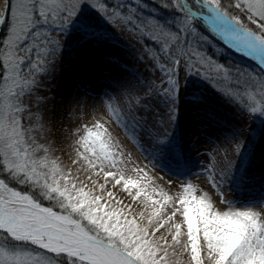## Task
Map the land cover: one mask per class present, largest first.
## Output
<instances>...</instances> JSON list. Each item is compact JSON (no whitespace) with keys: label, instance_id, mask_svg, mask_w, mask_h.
I'll list each match as a JSON object with an SVG mask.
<instances>
[{"label":"snow or ice","instance_id":"6c2138e0","mask_svg":"<svg viewBox=\"0 0 264 264\" xmlns=\"http://www.w3.org/2000/svg\"><path fill=\"white\" fill-rule=\"evenodd\" d=\"M0 26L7 28L0 41V176L6 177L0 178V264H180L172 257L185 254L188 264H264V191L241 203L224 197L225 184L238 191L253 179L251 128L227 123L218 129L223 166L212 155L203 173L220 197L223 208H217L208 193L196 195L189 179L173 196L149 188L143 169L126 175L122 146L100 123L85 127L76 141L72 163L83 162L87 175L73 178L50 156L52 129L37 94L39 78L53 75L59 55L107 43L111 28L152 40L158 45L148 53L154 78L131 74L140 87L123 107L113 99L106 111L141 153L147 136L151 158L178 177L165 162L177 169L185 162L182 111L191 108L194 121L220 123L190 77L210 83L242 119L264 124V0H4ZM202 28L253 60L262 75L234 90L231 71L193 47L208 41ZM245 75L237 70L235 82ZM195 131L208 135L202 123ZM109 185L119 186L131 204Z\"/></svg>","mask_w":264,"mask_h":264},{"label":"bare ground","instance_id":"6f19581e","mask_svg":"<svg viewBox=\"0 0 264 264\" xmlns=\"http://www.w3.org/2000/svg\"><path fill=\"white\" fill-rule=\"evenodd\" d=\"M102 47L105 48V51ZM155 47L158 48L156 45ZM133 73L143 80L154 78L151 68L146 66L144 57L137 55V58H134V53L127 46L120 45L111 37L107 43L101 46L93 45L79 53H73L69 59H63L59 70L51 78L52 81L50 78L42 77L40 79L42 87L37 94L44 97L45 107L41 111L44 112L45 120L52 129L46 140V143L51 145L50 155H76L75 149L79 147L76 141L84 134V128L94 127L97 123L108 129L113 141L122 146L125 155L154 153L147 136H143V134L140 142L145 151L141 153L106 111L107 104L113 99L116 100L118 107H123L128 97L135 94L140 87L133 79L131 75ZM33 107L35 108L34 105ZM192 113L191 108H188L186 111H182V116L186 118ZM53 114H55L54 124L52 122ZM128 122L132 123L131 120ZM197 123L203 124V121H197ZM183 129L186 130L184 135L186 145L192 140L190 136L195 131H190L191 128ZM194 137L195 134L192 138ZM255 153L264 155V145H257ZM187 160L185 155L187 164L186 162L182 163V171L190 172L197 162ZM260 174L264 175V170L255 167L253 179L248 182V187L238 191L232 190V193L245 195L254 189L264 190V187H259L260 185L264 186ZM228 187L232 189L231 184L224 185L226 194L230 192ZM158 189H163L169 195H173L171 189L168 190L165 187ZM214 194L220 198L215 192ZM212 197H214L213 194ZM172 259L176 260L175 257Z\"/></svg>","mask_w":264,"mask_h":264},{"label":"rangeland","instance_id":"374dc122","mask_svg":"<svg viewBox=\"0 0 264 264\" xmlns=\"http://www.w3.org/2000/svg\"><path fill=\"white\" fill-rule=\"evenodd\" d=\"M128 2V0H126ZM147 2L151 5L152 0H147ZM4 0H0V9L3 8ZM163 14V10H161ZM102 23V22H101ZM107 27V26H106ZM204 35L208 36V41H197L194 43L193 47L198 48L201 52H203L206 57H211L219 64H223L227 67L232 74V88L236 89H244L248 88L251 85V81L249 80V76H255L259 78L262 73L260 68L257 64L251 60L250 58H246L234 50L228 48L225 44H223L220 40L216 39L212 36L211 33L207 32L206 29H201ZM7 36V28L6 26H0V41L4 40ZM111 37L115 39L120 45L127 46L131 52L134 53V58H137V55L140 57H144L146 60V66L151 68L152 74L154 75V70L151 66V62L148 59V53L151 52L153 49L149 46H146L148 42L153 45H156L152 40L147 38H140L135 33L129 32L127 30H121L119 28H111L110 30V39ZM101 46V45H100ZM158 46V45H156ZM73 47H78V45L74 44ZM105 51V48L102 47ZM130 54V53H129ZM133 55V54H132ZM72 55H66L62 53L56 58V69L55 72L59 70V66H61V62L63 59H69ZM237 70L240 72H245L247 75L240 79V83L237 84L235 82V78L237 76ZM2 71V69H0ZM24 71H27L25 67ZM54 72V73H55ZM53 73V75H54ZM84 74V73H83ZM49 77L50 79L53 77ZM55 77V76H54ZM40 77L39 79H41ZM190 81L194 82V87L199 92L204 93L209 100V109L211 112L215 113L214 120H219L220 123H214L207 120H203V124L207 128V137L204 133L195 131V127L198 125L197 121L191 119L193 117V113L186 118H183V128H191L190 131H195V137H191V141L185 145L186 152L185 155L187 156V161H195V167L193 170H190L191 174L186 175L189 171H182L183 166L180 169L176 168L174 163L165 162L168 164L172 170L179 171L180 175L173 176L171 173L165 174L161 171L159 163H157L156 159L151 158L150 155H125L126 160V175L136 176L137 173L133 172L132 169L140 168L143 169L144 173H147V177L151 179L152 183L149 185V188L156 187V188H167L168 190H172L173 196L176 195L177 190L180 188L181 185L184 184L185 179H189L193 185L196 186L197 192L196 195L199 196L203 193H208L211 197V201L217 208H223V205L220 203V198H218L214 192L215 190L211 187L209 181L203 175L205 172L206 167L211 165V156L215 155L217 160L218 167L223 166V161L221 156L218 154L216 149V144L219 141H216L215 138L221 135V132L218 130L221 127H226L227 123H231L235 125L237 128H240L243 125L245 132L249 128L252 129L253 135V142L255 147L259 144L264 145V140L261 139L262 133H264V124L261 123V118L249 116L246 119H242L239 115V109L235 108L233 105L225 102L214 90L212 85L207 81L202 80L200 77H190ZM52 81V79H51ZM227 84V82H225ZM190 88L192 84L190 83ZM193 120V121H192ZM239 121V123H238ZM185 126V127H184ZM186 131V130H185ZM189 132V131H188ZM187 133V132H186ZM190 140V139H189ZM215 141V143H213ZM261 141V142H259ZM261 148V147H259ZM51 158L58 160L60 162L61 167L64 168L65 171H70L72 177H79L80 180H84L85 176L87 175L86 172L81 171V165H75L72 163L74 159H76V155H50ZM256 166L258 169L264 170V165L261 164V160L264 159V155H256ZM130 158V160H129ZM186 162V161H185ZM183 162V163H185ZM156 164V167L153 165ZM187 164V162H186ZM199 174V175H198ZM261 175V174H260ZM262 176V175H261ZM259 177V176H258ZM96 179V177H93ZM100 182L102 183L103 180L101 179ZM147 183V180L144 181ZM79 183V182H78ZM259 187H264L260 185ZM109 190H112L116 193L117 197L121 200H124L126 204H131L130 198L127 197V194L124 193L120 187L112 188L109 185ZM231 187H228V192L226 194V188L224 189L225 195L224 197L228 200H236L237 203H241L245 201L244 199H248L249 201L253 199H258L263 189H254L251 193H247L245 195H237L232 193ZM216 193V192H215ZM212 194L214 197H212ZM135 207V206H133ZM139 208H135V211H139ZM254 211L261 212V209L256 208ZM264 215V213H262ZM176 260L180 261V264H188V257L187 255H179L175 257Z\"/></svg>","mask_w":264,"mask_h":264},{"label":"trees","instance_id":"16d2710c","mask_svg":"<svg viewBox=\"0 0 264 264\" xmlns=\"http://www.w3.org/2000/svg\"><path fill=\"white\" fill-rule=\"evenodd\" d=\"M146 46H149L152 49H155L156 48L155 45H153V44L151 46V43L150 42H148ZM0 178H6V177L0 176ZM9 183H11L12 186L16 187L18 190H25L23 188V186H21V185L14 184V182H11V181H9ZM45 203H47V202H45Z\"/></svg>","mask_w":264,"mask_h":264}]
</instances>
